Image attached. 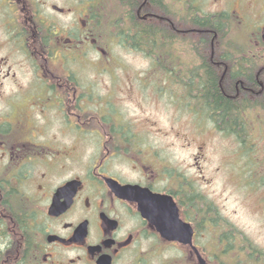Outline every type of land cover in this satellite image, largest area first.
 Wrapping results in <instances>:
<instances>
[{
  "label": "flooded vegetation",
  "instance_id": "1",
  "mask_svg": "<svg viewBox=\"0 0 264 264\" xmlns=\"http://www.w3.org/2000/svg\"><path fill=\"white\" fill-rule=\"evenodd\" d=\"M106 29H122L112 43L150 62L152 81V59L136 51L128 30L165 29L168 38L172 31L177 41L164 46L176 63L155 77L167 103L172 98L198 125L216 130L207 117L216 97L243 123L258 113L261 124L264 0H0V99H10L0 114V264H222L219 254L226 264L235 254L264 264L247 246L235 249L216 218L202 217L203 206L221 211L201 192V144L179 140L188 156L176 161L165 155L168 144L102 95L99 77L107 61H118L108 58ZM185 29L199 38L193 52ZM216 29H241L243 40H220ZM186 57L195 73H186ZM47 110L64 124V142L44 137L51 123L37 118L46 120ZM94 144L98 155L84 158L81 150ZM108 180L139 187L138 196L121 198ZM141 190L173 199L191 244L165 239L143 217Z\"/></svg>",
  "mask_w": 264,
  "mask_h": 264
},
{
  "label": "rangeland",
  "instance_id": "2",
  "mask_svg": "<svg viewBox=\"0 0 264 264\" xmlns=\"http://www.w3.org/2000/svg\"><path fill=\"white\" fill-rule=\"evenodd\" d=\"M107 51L108 58L118 59L119 63L107 61V71L99 77L104 90L102 95L118 107L127 121H132L149 134L150 139L159 144H168L170 151L165 155L176 161H182L188 156L179 149L182 143L179 140L192 139L199 142L203 155L201 192L217 204L222 217L227 218L230 224L264 251V193H250L237 177L239 175L236 176L239 167L238 142L209 125H198L195 116L179 109L172 98L167 103L166 96L169 93L162 95L163 81L155 76L152 81V77L146 76L152 72L150 62L129 55L115 45ZM186 63L188 66L187 57ZM90 74H96V71L91 70ZM9 100L0 99V114L7 111ZM46 113V120L37 118L39 123H51L44 137H57L62 140L60 142H64L67 137L64 124L56 117L52 119L50 111ZM172 144L179 150H173L175 147ZM81 151L86 159L87 156L98 155L97 145L85 146Z\"/></svg>",
  "mask_w": 264,
  "mask_h": 264
},
{
  "label": "trees",
  "instance_id": "3",
  "mask_svg": "<svg viewBox=\"0 0 264 264\" xmlns=\"http://www.w3.org/2000/svg\"><path fill=\"white\" fill-rule=\"evenodd\" d=\"M121 30L122 29H109V31H107V36L111 38L110 40H112V38L118 35ZM216 32L221 36L220 40H243L240 34L241 29H216ZM169 33L170 38L167 37L165 29H136L135 32L132 31V29L128 30V35L131 37L132 42H136L138 44L136 51L148 53L150 55L153 62L154 75H163L169 63L172 65L176 63V61L171 58L174 50L164 46L166 41H177V38H173L172 31ZM203 33L207 35L209 31ZM150 37L153 43L152 49H149L147 46ZM200 40L205 41L204 39ZM196 41H199V38L196 36L195 30L185 29V43L191 44V46H187L190 49L189 51L194 49L192 43H195ZM169 67L174 68L173 66ZM186 68H188L186 73H195V70L193 69L194 66H186ZM184 83L186 86L189 84L187 81ZM214 103L218 106V108L216 112L207 113V117L215 124L217 132L226 137H232L238 142V174L240 175L244 186H246L247 191L250 193H264V117L259 120L261 124H256V119L258 120V118L255 117L259 114H251L254 119V123H249L248 126L245 122L243 123L244 120L242 119V113H229L226 111L225 107H228V103L224 98L216 97ZM224 110L225 112H223ZM250 120L253 121L252 118ZM242 125H244V127ZM246 126L248 128H246ZM202 202L204 204L209 201L202 197ZM212 211L213 208L208 207L205 210L203 206L202 217L216 218L218 228L223 229V231L219 230V233L227 235L235 249H243V246H247L255 253L261 254L264 259V253L256 245H254L243 232L237 230L232 224H230L225 217L221 216L219 211L216 212V215H214ZM218 246L219 248H222L224 244L219 241ZM228 249H230V247H228ZM218 257L222 264H226L225 257L222 258L220 254ZM244 260V257L239 254H235L232 258V262H229V264H245V262L243 263ZM253 264H257V262H254Z\"/></svg>",
  "mask_w": 264,
  "mask_h": 264
},
{
  "label": "water",
  "instance_id": "4",
  "mask_svg": "<svg viewBox=\"0 0 264 264\" xmlns=\"http://www.w3.org/2000/svg\"><path fill=\"white\" fill-rule=\"evenodd\" d=\"M111 190L121 198H131L138 194L139 187L121 186L113 180H108ZM145 202H139V211L144 218L149 220L162 237L169 241H177L189 245L192 243V231L179 217V211L173 199L169 196L154 195L148 190ZM138 196V195H136ZM201 264H206L201 260Z\"/></svg>",
  "mask_w": 264,
  "mask_h": 264
}]
</instances>
